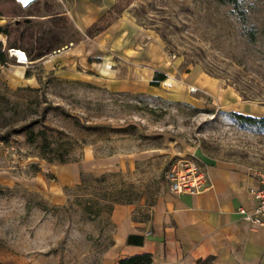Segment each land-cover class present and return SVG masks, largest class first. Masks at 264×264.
<instances>
[{
  "label": "rangeland",
  "instance_id": "obj_1",
  "mask_svg": "<svg viewBox=\"0 0 264 264\" xmlns=\"http://www.w3.org/2000/svg\"><path fill=\"white\" fill-rule=\"evenodd\" d=\"M58 7L0 0V51L26 55L0 63V264H104L112 209L97 184L75 188L80 173L114 174L103 189L124 184L146 220L173 167L264 171V128L233 116L264 119V0H115L119 18L95 38ZM82 69L93 83L70 79ZM147 70L167 81L146 91ZM69 164L78 178L62 185Z\"/></svg>",
  "mask_w": 264,
  "mask_h": 264
},
{
  "label": "crops",
  "instance_id": "obj_2",
  "mask_svg": "<svg viewBox=\"0 0 264 264\" xmlns=\"http://www.w3.org/2000/svg\"><path fill=\"white\" fill-rule=\"evenodd\" d=\"M55 2L60 9L56 16L68 18L81 32L115 4V0ZM147 71L148 81L154 71ZM133 75L134 79L129 81L108 80L105 87L110 91L133 87L138 82L135 76L140 78V74ZM69 76L76 81L94 82L84 69L70 72ZM145 90L154 89L146 85ZM201 168L207 182L201 194L168 192L151 207L146 220L132 218V205H115L111 211L112 244L104 264H115L120 258L142 253L150 254V264H264V220L261 226H254L245 223L237 213L238 208L248 209L253 203L251 193L258 186L253 171L225 163ZM66 169L63 176L59 173L58 180L62 185L76 183V166L69 164ZM129 235L140 236L142 243L126 244Z\"/></svg>",
  "mask_w": 264,
  "mask_h": 264
},
{
  "label": "trees",
  "instance_id": "obj_3",
  "mask_svg": "<svg viewBox=\"0 0 264 264\" xmlns=\"http://www.w3.org/2000/svg\"><path fill=\"white\" fill-rule=\"evenodd\" d=\"M221 3H230L233 4L234 0H219ZM32 5V4H31ZM30 5L26 8H29ZM115 8V4L106 11L105 14H103L101 17H99L94 23H92L89 27L86 28L85 30V36L88 38H93L96 35L101 34L107 27L108 25L116 20L120 14L119 10H116L115 12L113 11ZM24 24L29 23V19H23L22 21ZM20 22L15 23L14 22V28L17 29L19 26ZM1 31V29H0ZM3 34L6 36L8 35V32L6 30L2 31ZM1 47V44H0ZM20 49L21 46L15 44V43H10L3 48L2 51H0V63L3 62L5 52L7 50L11 49ZM166 79V76L163 73L159 72H154L152 75L151 80L149 81L148 85L150 87H157L161 82H163ZM234 118L237 119L239 122L247 124V125H258L264 128V119H257V118H252V117H247V116H242L238 114H233ZM28 143H33L34 142V136L32 135V132H28L27 138H26ZM46 162L50 163L51 161L49 159H45L42 157ZM57 161L61 164L63 162L62 157L57 159ZM109 176H114V174H101L97 177H94L92 175L88 174H81L79 175V183L75 186L76 189H83L87 188L92 184H97V193L96 196L99 197L102 201L107 199V203L110 205V210L112 209V205H129L134 201L132 198V192L125 186H121L118 190L114 191L113 193H108L106 192L105 189H103L102 185L104 180L109 177ZM142 243V238L140 236H133L129 235L126 237V244H133V245H140ZM151 263V256L150 254L147 253H142V254H136L124 258L118 259L115 264H150Z\"/></svg>",
  "mask_w": 264,
  "mask_h": 264
},
{
  "label": "built area",
  "instance_id": "obj_4",
  "mask_svg": "<svg viewBox=\"0 0 264 264\" xmlns=\"http://www.w3.org/2000/svg\"><path fill=\"white\" fill-rule=\"evenodd\" d=\"M18 63H22L17 55H14ZM257 178L258 186L252 191V205L250 208H238L237 213L242 220L254 226H261L264 220V171H253ZM164 179L169 193L174 195L187 194L198 195L206 189V175L201 167L187 163L181 167L169 169Z\"/></svg>",
  "mask_w": 264,
  "mask_h": 264
},
{
  "label": "water",
  "instance_id": "obj_5",
  "mask_svg": "<svg viewBox=\"0 0 264 264\" xmlns=\"http://www.w3.org/2000/svg\"><path fill=\"white\" fill-rule=\"evenodd\" d=\"M36 0H26L23 4H21V7L23 8H26V7H28L29 5H31V4H33L34 2H35ZM15 23H17V22H15ZM11 50H13V49H11ZM11 51H9V53H10ZM15 54L18 56V57H21V58H24V57H22L23 56V53L22 52H20L19 50H16L15 51Z\"/></svg>",
  "mask_w": 264,
  "mask_h": 264
},
{
  "label": "bare ground",
  "instance_id": "obj_6",
  "mask_svg": "<svg viewBox=\"0 0 264 264\" xmlns=\"http://www.w3.org/2000/svg\"><path fill=\"white\" fill-rule=\"evenodd\" d=\"M15 1H16L17 4H20V5H21V4H23L26 0H15ZM23 8H24V7H23ZM15 51H16V50H12V52H11V55H12V56L16 55V54H15ZM19 51H20V50H19ZM20 52H22V51H20ZM22 53H23V56H22V57H24V58L19 57V59L21 60L22 63H25V62H26V55L24 54V52H22Z\"/></svg>",
  "mask_w": 264,
  "mask_h": 264
}]
</instances>
